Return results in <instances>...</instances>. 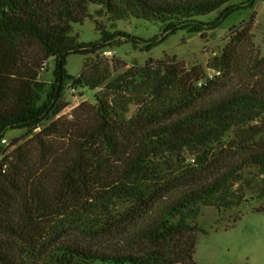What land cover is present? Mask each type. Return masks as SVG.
<instances>
[{
    "label": "trees",
    "instance_id": "16d2710c",
    "mask_svg": "<svg viewBox=\"0 0 264 264\" xmlns=\"http://www.w3.org/2000/svg\"><path fill=\"white\" fill-rule=\"evenodd\" d=\"M230 2L0 0V139L9 129L33 133L47 122L0 161V264H194L199 237L207 234L195 222L203 207L221 211L242 204V198L230 199L227 188L242 168L199 181L173 197L154 198L180 170L171 158L195 155L206 169L214 145L232 129L249 126L247 133L254 132L251 125L264 119V57L255 52L251 26L233 31L221 55L209 60L207 67L217 73L213 78L200 67L187 69L176 57L150 60L108 82L113 104L96 91L119 62L110 64L98 51L124 34L104 31L96 20L105 46L79 43L71 33L96 5L113 24L135 18L160 23L165 38L179 30L206 38L209 26L252 3ZM216 12L212 22L200 20ZM71 54L95 59L86 60L80 75L72 76L65 68ZM50 60L55 68L48 85L39 77ZM249 65L251 82L222 85ZM67 88L96 92L94 103L83 102L71 118L60 116ZM129 92L150 100L126 118L117 96ZM262 132H254L240 150L244 167L264 174V147L250 148ZM257 197L264 200V179ZM129 201L130 210L141 215L130 251L107 252L63 237L64 229L78 225L89 230V217L109 214L116 202Z\"/></svg>",
    "mask_w": 264,
    "mask_h": 264
},
{
    "label": "rangeland",
    "instance_id": "374dc122",
    "mask_svg": "<svg viewBox=\"0 0 264 264\" xmlns=\"http://www.w3.org/2000/svg\"><path fill=\"white\" fill-rule=\"evenodd\" d=\"M250 2L252 3L246 8H241L209 26L206 38H202L200 33H189L184 30H179L165 38L160 23L135 18L113 24L104 13L98 14L101 9L96 5L90 6L91 17L89 15L83 23L73 25L71 35L77 36L79 43L91 46L104 45L102 32L96 30L94 20L100 22V28L104 31L124 34L116 35L118 37L105 48V50L115 52L114 57L107 58L110 64L112 60L119 63L117 69L111 67V78L96 91L105 93L113 104L115 95L112 90L106 89L108 82L119 78L130 68L143 67L150 60L168 61L176 57L184 62L187 69L200 67L206 77L213 78L217 73L207 67L209 60L221 55L225 46L230 42L233 31H242L247 26H251L255 52H258L260 57H264V0H231L230 4L240 6ZM253 15L254 20H252ZM217 16L218 12L201 17L200 20L209 23ZM155 41L159 42L152 49L145 48L148 43ZM103 51L102 49L98 51L100 57L103 56ZM94 59V56L71 54L66 57L65 68L70 75L79 76L85 61ZM54 68L55 63L50 60L44 66L39 79L50 85L54 80ZM243 72L246 74L242 73L240 77L238 74L235 77L228 75L221 82L222 85L248 84L253 79L254 71L249 65L244 68ZM96 92L67 88L62 97L66 108L60 116L71 118L74 110L83 102L94 103L93 96ZM117 99L119 105L125 107L122 114L126 118L135 115L142 102L150 100L147 95L135 92L120 93ZM44 125L38 127L33 133L25 130H7L3 137L7 140L6 143L0 139V161L16 147L31 140ZM251 126H256L254 132L257 130L263 132L255 137L256 143L250 148L264 147V119ZM248 131L249 126L232 129L220 143L214 145L212 158L206 169L200 168L195 155L185 154L179 158H171L172 166L180 170L172 172L171 177L176 178L170 181L154 198V201L158 202L173 197L181 189L192 188L199 181L213 178L219 173L239 170L238 167L242 168L241 175L233 176L227 183L230 199L242 198V204L221 211L215 207H203V215L196 220L195 223L205 228L207 234L199 237L194 264H264V211L258 209L264 207V200H259L257 197L264 174L253 166L244 167L240 147L244 146V141L252 138L254 134L252 131L247 133ZM245 144H247L246 141ZM130 208H132L130 201L116 202L109 214L89 217L86 222L89 230L75 225L64 229L63 237L67 241L93 249L99 248L107 252L118 253L128 252L134 247L131 243L132 235L141 223L140 213L134 214Z\"/></svg>",
    "mask_w": 264,
    "mask_h": 264
},
{
    "label": "built area",
    "instance_id": "2783aa9c",
    "mask_svg": "<svg viewBox=\"0 0 264 264\" xmlns=\"http://www.w3.org/2000/svg\"><path fill=\"white\" fill-rule=\"evenodd\" d=\"M102 55L105 57V58H112V57H114L115 56V52L113 51V50H104L103 52H102ZM3 143H6V139L5 138H3L2 140H1Z\"/></svg>",
    "mask_w": 264,
    "mask_h": 264
}]
</instances>
